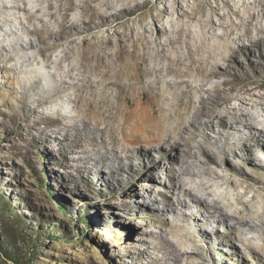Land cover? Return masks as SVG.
<instances>
[{
  "label": "rangeland",
  "instance_id": "374dc122",
  "mask_svg": "<svg viewBox=\"0 0 264 264\" xmlns=\"http://www.w3.org/2000/svg\"><path fill=\"white\" fill-rule=\"evenodd\" d=\"M24 1L0 0V264H142L144 256L152 264H176V254L173 252L175 245L182 250L180 264H221L217 253L221 256L233 253L245 264H261L259 257L264 258L262 225L243 226L230 220L227 226L218 227L221 230L220 235L212 234L214 242L212 250H209L207 245L202 244L193 227L183 222L184 218L180 216L182 210L190 209L177 202L176 214L168 211L169 215L164 218L128 214L129 208L135 207L140 201L150 199L175 202L180 197L188 204H196L192 195L184 192L195 188V184L201 180L200 171L203 169L194 157L182 163L184 158L179 157L177 153L162 157L156 153L157 150H153L158 167L142 171L143 164L148 165V160L137 156L132 162L137 175L131 177L130 170L126 168L116 175L121 181L120 186L96 187L92 182L93 176L86 172L92 162L90 158L102 160L101 157L106 154L110 158L107 162L109 165L116 164L117 155L127 167L129 162L120 149L126 145L117 137L119 149L116 155L111 146L110 149L105 147L102 133L97 131L103 126L95 128L92 117L96 115L97 110H101L102 116L107 117L109 106L91 107L86 111L85 104L92 99L90 92L83 91V101L76 103V89L69 87L68 81L72 80L66 72L74 66L73 82L77 83L82 78L84 68L80 67L78 57L80 47L91 51L93 47H90L97 38L110 37L114 44L109 46V50L113 53L118 49L116 42L119 35H127L132 50L135 41L142 38L145 30L151 27L152 33H146V36L157 39L158 44L165 43L168 37H175L180 28L186 30L184 40L189 41L188 34L192 32L198 35L200 27L208 20L216 24L217 35H224L227 26L232 22L249 20L251 16L256 15L251 27L255 35L262 36L258 33L257 26L264 24V17L260 15V10L264 9V0H91V7L107 11L112 15L111 20L114 22L73 36L72 40H75L72 46H75V53L72 59L61 64V70L57 61L63 51L71 46L69 40H51L50 42L57 46L44 50L45 45L37 42V37L32 33L36 27H41L40 19L50 22V30L57 32L56 21L61 19L60 15L54 19L48 17L46 2L39 4L40 0ZM85 1H73L70 20L85 14L82 4ZM104 1L111 4L110 9L101 7ZM21 6L22 10L19 9ZM30 14H35L36 18L29 20ZM95 21L101 22L99 19ZM222 23L224 26H221ZM82 28L84 29V26ZM161 30L163 34L160 33L159 36ZM244 30L240 27L238 32ZM207 36L208 49L211 39L213 42L215 37L209 33ZM215 39L217 42H223L222 39ZM246 42L247 50L238 54L231 62L232 72H228L225 64L221 62L222 75L208 79L205 90L213 89L214 84L226 81L230 85L234 82L237 84L233 90H230V85L227 86L226 92L239 98L221 106L219 113H237L234 108L251 98L250 93H244L247 86L255 87L252 93L264 95V48L258 49L248 40ZM180 46L184 54L189 53L185 43ZM152 53L156 54L157 50L153 49ZM169 63L168 60H163L154 64L166 68ZM146 70L147 63L144 62L138 72L137 81L128 79L127 73L121 77V83L131 90L125 93L127 101L131 103V109H128L130 113L123 127L127 133L135 128L141 133L159 127L157 119L147 117L138 110L130 94L137 86L138 91L140 88V91L145 90L152 95L149 86L153 78ZM180 71L179 67L172 66L169 73L161 79V86L168 89V82L180 81L181 78L177 76ZM111 76L112 74L107 76L106 80L110 81ZM198 81L199 78H196V83ZM109 93L112 102H115L117 91L113 89ZM199 95L200 93L195 92L191 110L199 107ZM161 104L158 107H161ZM248 110L262 114L264 106L248 107ZM189 114L185 115L187 119L190 118ZM205 119L202 118L201 122L204 123ZM86 120L87 125L84 124ZM65 129H70V138L66 143L60 146L53 142L42 143L43 137L48 140L64 138ZM91 132L96 136H91ZM88 133L90 135H87ZM114 133L117 134L115 129ZM208 134L211 148L221 157V150L216 144H222L223 141L217 142L212 138L214 134ZM32 139L36 141L34 145ZM204 140V136L199 135L192 143L194 152L198 155H201L202 151L197 146ZM47 146L51 147L48 154L54 158L52 163L44 156ZM54 148L55 150H52ZM233 162L234 159L230 158L228 163L223 162L221 165L209 163L207 169L223 177L211 174L212 176H202V179L213 185L214 190L228 194L226 202L221 205L231 214L235 208L241 207L239 202L242 201V194L246 190L252 189L243 199L246 202L259 193L256 204H252L255 206L253 210L264 215L263 186L243 174L233 176L229 173V165L233 166ZM239 162L245 165L248 174L252 173L250 165L242 160ZM180 168L188 169L192 174L187 172L181 175ZM53 175L62 179L58 186ZM261 178L264 180V173ZM173 181L178 183L177 188L172 186ZM233 183L238 185L234 186ZM179 184L183 189L179 188ZM159 206L160 209L163 208V205ZM201 208L204 213L208 209L202 206ZM173 214L176 217L172 216ZM85 218L88 223L84 222ZM98 219H103V223L107 222L105 219L112 220L121 229L111 228L113 231L110 230L108 238L107 231L103 233L96 227L95 221ZM228 226H234L237 236H227L225 230ZM157 249H161V252Z\"/></svg>",
  "mask_w": 264,
  "mask_h": 264
},
{
  "label": "bare ground",
  "instance_id": "6f19581e",
  "mask_svg": "<svg viewBox=\"0 0 264 264\" xmlns=\"http://www.w3.org/2000/svg\"><path fill=\"white\" fill-rule=\"evenodd\" d=\"M73 1L74 0H40L39 4L43 2L48 4V13L46 14L48 17L54 19L57 15H60L61 19L56 21L57 32L50 30V22H46L42 19H40L42 23L41 27H36L32 31L37 37V42L45 45L44 50H50L57 46L56 44H52L50 42L51 40L55 42L69 40L71 46L63 51L62 56L57 61L60 70L62 68L61 64L65 60L72 59L75 53V46H72L75 40H72L73 36L84 31H93L96 28L105 26L108 23L113 24L114 22L111 20L112 15H109L107 11H103L97 7H91V0H86L82 3L85 12L84 15L77 19L70 20L69 16ZM263 3L264 2H262V6L264 5ZM145 4H147V2ZM102 6L106 7V9L111 8V4L108 1H104L101 4V7ZM19 9L22 10V6ZM55 10L56 12H54ZM260 15L264 17V9L260 10ZM255 16H251L249 20L241 19L240 22H232L227 26L224 35H217L215 33L216 24L208 20L206 24L200 27L201 30L198 35H194L192 32L188 34L189 41L184 40V33L186 30L180 28L175 37H168L165 43L160 42L158 44L157 39L148 38L146 36V33H152L153 27L147 28L142 38L135 41L132 50L129 45V37H127V35H119L120 37L116 42V47L118 49L113 53L109 50V46L114 44L110 37L97 38L93 46L90 47L91 49L93 47L91 51L86 50V48L81 49L80 47L78 57L80 60V67L84 68V73L81 75L82 78L79 79L77 83L73 82L74 66L66 72L68 77L72 80V82L68 81L70 82L68 83L69 87L76 89V103L79 104L83 101L81 95L83 91L90 92L92 99L85 104L86 108L85 106L84 108L86 111L91 107L102 108L109 106L107 117L102 116L103 112L101 110H97L96 115L92 117V120L94 119L92 123H94L95 128L103 126L102 129L99 128L97 131L102 133L103 142L106 143L105 147L109 148L111 146L116 155L119 149L117 142L121 139V142L126 145H122L124 147L120 149L129 162L127 167L117 155L116 164L110 163L109 165L107 162L110 158H108L106 154L101 157L102 160L90 158L92 162L89 163L86 172L88 175L93 176L91 178L94 185L98 188H105L106 186L112 188V186L114 187L115 185L120 186L121 181L116 175L125 171L126 168L130 170L131 177L137 175L138 172L132 164L133 159L137 156L145 157L148 160V165H142V171L158 167V160H156V156L152 153L153 150H157L158 152L156 153L160 154L162 157L172 156L174 153H177L179 157L184 158L182 163L187 162L186 159L194 157L203 169V171H200L201 180L198 184H195V188L190 190L187 189L184 192L186 194L190 193L196 204H188L180 197L175 200V202L174 200L160 201L159 199H150V201H140L135 207L129 208L128 214L164 218L169 215L168 211H173L176 214L177 202L181 206L190 209V211L182 210L180 216L184 218L183 222L193 227V230L198 234L202 244L204 243L207 245L209 250H212V243L214 242L212 234H215V236L220 235L221 230L218 229V227L220 225L227 226L230 220L237 221V224L243 226H264V215L254 211L253 208L255 206L252 205L253 203L256 204L259 193L253 195L250 201H243V199L250 194L252 190L250 187V191L246 190L242 194V201L239 202L241 207L236 206L237 208H235V210L231 208L234 210V213L231 214L221 205L226 202L228 194L214 190L213 185L208 184L207 181L202 179V176L211 174H216L219 178H222L223 175H218V173L208 170L206 166L209 163H215L217 165H221L223 162L228 163V159L233 158V166L229 165V173L233 176L243 174L248 179L256 184L262 185L264 188V180L261 178L264 173V111L260 114L248 110V107L256 108L258 106H264V95L252 93L255 87L249 88L245 85L247 87L244 88V93H250L251 98L244 100L240 106L234 108V110L238 111L237 113L231 111L222 114L218 112L221 106L228 104L235 98H239V96L229 95L226 92V87L229 86L230 83L226 81L220 84H214L213 89L205 90V87L208 86V79L210 77L222 75L221 62L225 64L228 72H232L231 62L238 54L244 53L245 50H247V40L252 46L258 49L264 48V24L257 26L258 33L262 34V36L259 37L253 33L251 27ZM35 18V14H30L28 16L29 20ZM95 19H99L101 22L97 23ZM82 26H84V29ZM221 26H224V24L222 23ZM240 27H243L245 30L238 32ZM160 33L162 35L163 31L161 30L159 32V36ZM207 33L214 35L215 38L222 39L223 42H217V40L213 38V42L211 39L210 46L207 49V41L209 40ZM182 43L187 45L186 47L189 49L188 54H184L181 51L182 47L180 44ZM153 49L157 50L156 54L152 53ZM213 53H216V55L214 56ZM163 60H168L170 62L167 64L166 68H161L154 64L156 61ZM144 62L147 63L146 71L148 75L153 78L149 86L152 95H149L145 90L140 91V88L138 91L137 86H135L136 89L132 87L133 91L130 94L135 104L138 106V110H141L147 117L157 119L159 127L157 129H148L141 133L138 129L136 131L135 128L127 133V131H124L123 127L126 125L125 123L130 113L128 109L131 103L127 101L125 93L131 90L130 87H125V85L121 83V77L127 73L128 79L137 81L138 72ZM172 66L180 68L181 71L177 76H179L181 80L179 79L180 81L178 82H176V80H171L172 82L167 83L168 89H164L160 84L162 83L161 79L169 73ZM110 74H112L110 77L111 80L107 81L106 78ZM188 78H192V80ZM196 78H199L198 83H196ZM128 85L130 86V84ZM236 85L235 82L231 84L230 90L235 89ZM260 86L261 85H259V87ZM113 89L117 91L115 102H112L109 93V91H113ZM195 92L200 93L198 102L199 107L191 110L195 100ZM160 104L161 107H158ZM186 114L190 115L189 119L185 117ZM202 118H206L204 123L201 122ZM87 123L88 121L86 120L84 124L87 125ZM114 129L116 130V135ZM69 132L70 129H67L65 137L62 139L56 138L54 140H48V138L43 137L42 143L49 144L53 142L56 143V146H60L62 143H66L69 140ZM208 132L212 135L214 134L212 138H215L217 142L223 141L222 144H216L219 150H221V157L211 148ZM189 133L190 135L188 136ZM90 134L91 136H96L93 132ZM90 134L88 133L87 135ZM79 135L82 134L79 133ZM199 135L200 137L204 136L205 139L203 143L200 142L199 146H197L202 151L201 155L194 152V147H192L193 141L195 142ZM117 137H120L118 141ZM35 143V139H32V145ZM50 148L51 147L48 148V146L46 147L47 151L44 156L48 162L52 163L54 158L48 154ZM52 150H55V148ZM239 160L250 165L252 167V173L248 174L244 167L245 165L240 164ZM179 172L181 175H185L189 171L188 169L180 168ZM189 173L192 174L191 172ZM52 177L58 186V183H61L62 179L54 175ZM139 178L142 179L141 176H139ZM67 181H69V179H67ZM237 185L236 183L234 184V186ZM172 186L177 188L178 183L173 181ZM179 188L183 189L182 186ZM159 205H163V208L160 209ZM201 206L208 208L205 213L201 212ZM216 214H219V216ZM172 216L176 217L174 214ZM258 218L260 220H257ZM105 220L107 222L103 223V219H98L97 222L95 221V225L103 233L107 231L109 234L108 238H110V230L113 231L111 228L114 227V230H120L121 228L112 222V220ZM226 232L229 238L232 235L237 236L234 232V226H228L227 230H225V233ZM216 238L218 239V236ZM107 240L108 239H105V241ZM249 247L253 248L251 245H249ZM157 251L161 252V249H157ZM173 252L176 254V264H180L179 257L182 255V250L175 245ZM197 254H200L199 250ZM211 258H213V256H211ZM217 259L221 264H245L238 255H234L233 253H226L224 256L217 253ZM259 259L261 264H264V258L259 257ZM142 264H152V262L144 256L142 258Z\"/></svg>",
  "mask_w": 264,
  "mask_h": 264
},
{
  "label": "trees",
  "instance_id": "16d2710c",
  "mask_svg": "<svg viewBox=\"0 0 264 264\" xmlns=\"http://www.w3.org/2000/svg\"><path fill=\"white\" fill-rule=\"evenodd\" d=\"M87 221H88V220L85 218V219H84V222H85V223H88ZM8 232H9V231H8Z\"/></svg>",
  "mask_w": 264,
  "mask_h": 264
}]
</instances>
